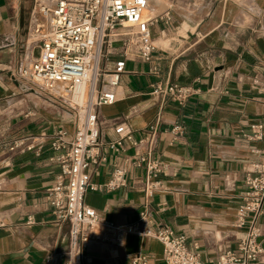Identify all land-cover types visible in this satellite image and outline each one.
Returning a JSON list of instances; mask_svg holds the SVG:
<instances>
[{"label":"crops","instance_id":"crops-1","mask_svg":"<svg viewBox=\"0 0 264 264\" xmlns=\"http://www.w3.org/2000/svg\"><path fill=\"white\" fill-rule=\"evenodd\" d=\"M168 2L172 24L161 20L153 27L154 60L128 61L117 90L119 100L100 109L104 142L117 138L115 127L121 122L138 140L155 121L157 107L150 98L155 81L199 90L185 106L168 103L162 113L157 155L167 165L161 176L167 190L146 197L144 172L132 170L127 187L87 193L84 202L117 225L134 223L146 214L149 228H168L185 236L189 250L209 263L226 250L240 255L243 233L234 221L244 194V170L258 159L255 150L263 147L248 136L252 124L264 126V0ZM31 11L29 0H0V141L60 127L73 129L66 113L12 76L30 60L24 45ZM154 66L160 69L159 78L150 72ZM29 111L37 115L25 118ZM175 126L182 128L179 135L173 132ZM128 153H133L131 147ZM47 155L0 157V174L5 177L0 192V264H45L50 251L67 249L68 226L54 225L46 205L47 189L58 173V165ZM117 162L110 153V164ZM29 216L32 225H27ZM262 230L264 247V216ZM138 252L164 263L161 242L130 235L121 245L90 243L84 264H130Z\"/></svg>","mask_w":264,"mask_h":264},{"label":"built area","instance_id":"built-area-1","mask_svg":"<svg viewBox=\"0 0 264 264\" xmlns=\"http://www.w3.org/2000/svg\"><path fill=\"white\" fill-rule=\"evenodd\" d=\"M161 20L167 26L172 24L171 6L158 10L156 0H36L24 45L30 60L12 76L33 91H46V101L54 109H63L73 129L60 127L54 132L3 138L0 157L40 158L48 154L58 165L55 183L47 189L45 200L54 225L68 226V245L62 253L50 251L45 264H84V251L90 243L121 245L130 235L161 242L163 264H264V258L259 260L264 253V126L260 122L251 125L248 139L263 143V147L255 150L258 159L244 170V194L234 221L235 228L243 233L238 240L240 255L226 250L206 263L200 254L189 250L185 236H177L168 228H149L146 214L134 223L117 225L84 202L87 193H113L127 187L132 170L144 172L141 184L146 197L167 190L161 178L167 165L157 155L162 113L168 103L185 106L199 90L188 84L155 81L150 93L157 107L155 121L138 140L132 138L126 122H121L115 127L117 138L104 142L100 122V109L119 100L117 90L127 73V62L154 60L157 47L153 27ZM150 72L159 78L158 67ZM36 115L29 111L25 118ZM179 131L180 126L173 128L177 135ZM128 147L133 153H128ZM110 153L118 158L115 165L110 164ZM4 183L0 174V192ZM33 223L29 216L27 225ZM130 264L161 263L138 252L130 257Z\"/></svg>","mask_w":264,"mask_h":264},{"label":"rangeland","instance_id":"rangeland-1","mask_svg":"<svg viewBox=\"0 0 264 264\" xmlns=\"http://www.w3.org/2000/svg\"><path fill=\"white\" fill-rule=\"evenodd\" d=\"M160 1H163L162 5L159 6L158 10L161 9V8H165V6H167V4H169L168 0H160ZM159 1V2H160ZM29 3L31 4V8L33 9L34 6H36V0H29ZM110 65V64H109ZM108 65V66H109ZM36 91L39 92V94L42 95V97L46 100L49 98V94L46 92V91H43L42 89L40 88H36L34 89ZM48 105V104H47ZM51 109V108H50ZM61 111H63V109H60Z\"/></svg>","mask_w":264,"mask_h":264},{"label":"bare ground","instance_id":"bare-ground-1","mask_svg":"<svg viewBox=\"0 0 264 264\" xmlns=\"http://www.w3.org/2000/svg\"><path fill=\"white\" fill-rule=\"evenodd\" d=\"M83 92V89H81L80 93ZM77 101H81V98H76Z\"/></svg>","mask_w":264,"mask_h":264}]
</instances>
